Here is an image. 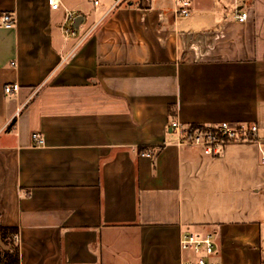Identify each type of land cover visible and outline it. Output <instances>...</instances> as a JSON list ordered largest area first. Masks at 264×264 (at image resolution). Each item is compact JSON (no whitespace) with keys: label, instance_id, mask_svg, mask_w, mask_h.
Segmentation results:
<instances>
[{"label":"crops","instance_id":"1","mask_svg":"<svg viewBox=\"0 0 264 264\" xmlns=\"http://www.w3.org/2000/svg\"><path fill=\"white\" fill-rule=\"evenodd\" d=\"M85 4L64 39L46 0H0V225L19 264H180L185 231L219 264H264L258 147L207 157L170 128L264 130V0H192L186 18L175 0Z\"/></svg>","mask_w":264,"mask_h":264},{"label":"built area","instance_id":"2","mask_svg":"<svg viewBox=\"0 0 264 264\" xmlns=\"http://www.w3.org/2000/svg\"><path fill=\"white\" fill-rule=\"evenodd\" d=\"M109 10L117 9L120 6H126L129 3L148 5L152 0H109ZM91 8H98L103 4V0H85ZM192 0H175V13L181 17H188ZM48 9L52 12L62 11L63 19L60 30L64 39L75 38L83 22L77 29L72 27L74 19L78 16L76 12L68 10L62 0H46ZM235 20L239 23L246 22L248 15L246 12H236ZM1 24L5 28H11L14 24L13 17L8 13L0 15ZM18 91L17 85L6 86L4 92L10 94ZM170 128L177 137V143L187 146H195L201 149L203 155L207 157H218L222 151L229 145H255L261 153V160L264 161V154L261 151L264 145V130H261L257 124H242L222 122L215 127H202L192 129L189 125H182L177 121L170 123ZM32 145L42 146L43 139L38 134L31 135ZM179 250L181 254L180 264H219L214 260L215 245L212 235L197 234L189 231L182 232L179 241Z\"/></svg>","mask_w":264,"mask_h":264},{"label":"trees","instance_id":"3","mask_svg":"<svg viewBox=\"0 0 264 264\" xmlns=\"http://www.w3.org/2000/svg\"><path fill=\"white\" fill-rule=\"evenodd\" d=\"M192 129L202 128V126L191 125ZM18 230L14 227H4L0 225V264H19V251L17 245Z\"/></svg>","mask_w":264,"mask_h":264},{"label":"rangeland","instance_id":"4","mask_svg":"<svg viewBox=\"0 0 264 264\" xmlns=\"http://www.w3.org/2000/svg\"><path fill=\"white\" fill-rule=\"evenodd\" d=\"M62 4L68 9L71 10L72 7L74 6H80V7H86L85 1L84 0H62ZM103 12V9H95L93 11H90V15L93 19L98 18ZM61 12H58L57 15L54 16V20L60 21L61 19ZM5 247L2 243H0V246Z\"/></svg>","mask_w":264,"mask_h":264},{"label":"water","instance_id":"5","mask_svg":"<svg viewBox=\"0 0 264 264\" xmlns=\"http://www.w3.org/2000/svg\"><path fill=\"white\" fill-rule=\"evenodd\" d=\"M82 22H83V17L82 16H77L74 19L73 23H72V27L74 29H77L78 28V25H80ZM1 247H2V249H5V247H3L2 245H1Z\"/></svg>","mask_w":264,"mask_h":264}]
</instances>
